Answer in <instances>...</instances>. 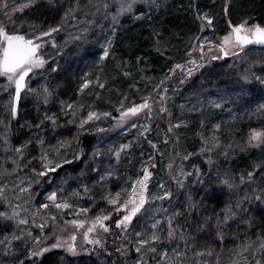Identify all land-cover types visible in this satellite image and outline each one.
<instances>
[{
  "label": "rangeland",
  "instance_id": "374dc122",
  "mask_svg": "<svg viewBox=\"0 0 264 264\" xmlns=\"http://www.w3.org/2000/svg\"><path fill=\"white\" fill-rule=\"evenodd\" d=\"M39 1L58 8L60 21L43 27L19 20ZM229 1L228 10L232 4L242 12L253 2ZM208 5L199 7L196 0H0V27L34 38L42 61L24 77L18 98L16 84L0 75V223L11 225L0 236V264H13L10 255L21 240L29 242L22 247L32 244V255L61 249L81 256L71 260L58 253L47 264H111L103 254L87 257L84 245L90 232L98 243L103 215L118 205L129 207V214L138 209L125 236L129 251L123 264H264V235L246 239L232 226L248 206L264 204V48L244 50L256 44L238 43L231 29L254 30L264 20L237 18L226 34L216 30L213 35L223 0H208ZM181 7H194L198 20L182 37L188 59H196L213 39L220 46L205 47V54L207 63H217L205 80L202 74L191 80L197 69L161 90L164 70H152L148 52H140L133 63L123 51L150 28L151 48L170 57L169 40L178 31L171 25L159 37L160 28L151 23L161 11L177 13ZM92 46L99 49L95 60L89 56ZM229 67L231 78L224 76ZM56 71L67 79L55 90L47 84ZM23 102L25 112L40 103L47 110L35 122L20 121L24 137L12 146V122ZM252 149L250 170H233L228 163ZM221 160L226 167L210 166ZM49 173L51 180L35 189ZM212 190L228 194L224 204H207ZM199 227L204 234L197 235ZM223 229L233 239L228 245ZM210 236L221 242L212 244Z\"/></svg>",
  "mask_w": 264,
  "mask_h": 264
},
{
  "label": "trees",
  "instance_id": "16d2710c",
  "mask_svg": "<svg viewBox=\"0 0 264 264\" xmlns=\"http://www.w3.org/2000/svg\"><path fill=\"white\" fill-rule=\"evenodd\" d=\"M182 2V1H181ZM230 1L229 0H223V9H222V15L219 21V25L216 27L214 26L212 34L214 35L216 30H219V33L226 34L229 30V24H234V21H236L237 18H247L248 22L252 23L254 19H257L258 21L264 20V0H253V2L247 7V10H239L231 4L228 5ZM196 5L202 8L210 7L208 5V0H196ZM172 10L162 11L159 14H163V19L160 21L158 20L159 14L155 15L153 18V22L151 23V28L155 29L156 27L160 28V35L159 37H162L163 35L167 34L170 31V26L173 25L178 32L177 35H174L172 38H170L169 43L172 44L171 51H170V57H166L165 54L159 53L154 51L151 47V41L150 34L153 31L150 28H145L143 33L146 36L140 35L135 41H129L126 49H124V54H129L131 61L133 63L135 62V58L139 55L140 52L149 54V61L151 64V68L154 72L157 71L158 68H161L164 70V75L162 76V79L159 81L160 89L162 90L165 86L180 82L185 78V75L187 72H192L193 70L200 69L199 73H197L195 76L191 77V80H194L198 78L197 76L199 74H202V79H207L208 76L212 74L213 68L215 67V64L217 61H213L212 64L207 63V57L205 54V47H209L213 51L217 50V48L220 46L216 41L213 39L212 42L209 45H202L200 48V52L197 54L196 59H188L187 57V48L188 44L182 39L184 37L185 33L187 32V27L189 26L190 29H195V26L198 24V20L196 18V10L191 7H181L177 13H171ZM161 14V16H162ZM61 11L58 10V8H55L49 4H47L44 1H39L35 6L30 8L29 10H26L22 13L19 20L23 23H31L38 26H49L54 25L58 21H60L61 18ZM186 27V28H185ZM191 29V30H192ZM191 31H189L190 33ZM125 40V39H124ZM123 40V41H124ZM251 47H257L255 45H250L244 50H247ZM223 48V47H222ZM259 48V47H257ZM128 49H130L128 51ZM98 48L92 46V51L89 52V56L92 60H95ZM243 50V51H244ZM108 59H106L107 61ZM228 60V59H226ZM180 61V64L177 68H173V63ZM212 61V60H211ZM224 62V61H223ZM264 62V61H263ZM264 65V63H263ZM231 67H229L228 70H225L224 76L231 78L230 75L235 76V74L232 73ZM66 76H63L61 72L56 71L52 75H50V79L48 82V86L51 87V89H55L56 85L62 81V84L66 83ZM187 80V78H186ZM233 83L234 81H229L227 83ZM236 88L239 87V85L236 83L232 84ZM70 83L66 85V87H69ZM61 86L59 87V89ZM235 88V90H236ZM56 90V89H55ZM54 90V91H55ZM240 89L236 90L239 92ZM160 92V90H159ZM158 94V92H157ZM27 106V102H23L18 104L17 107V116L12 122V133H13V139H12V146L16 144L18 139L24 137V127L20 125V121L26 120L30 122H35L36 119L38 120L39 117H42L44 111L47 110V105L44 103H40L38 105V108H36L34 111L29 110L26 111L23 109ZM38 117V118H37ZM22 126V127H21ZM84 142L82 139L81 142ZM256 151L254 149L248 151L247 153H240L238 157L231 160L230 163L233 170H250L252 159L255 156ZM80 160H78L79 162ZM155 160L151 159V162L153 163ZM222 165L223 167L227 166L226 163L221 160L219 163L215 162L213 165L211 163V167L213 166H219ZM235 171V172H236ZM51 180V174H46L41 178L39 183L35 186V189L40 190L42 186L46 185ZM226 193L220 191V190H212L207 193V204H217L223 203L224 200H226ZM241 205V203L239 204ZM237 217L234 218L232 221V226L234 228H239V231L242 233L241 237H245L246 239L254 238L259 234L264 235V204H255V206H248L243 213H239ZM126 215H129V207H123L120 208V206H116L111 208V212L109 211L107 214L103 215V229H100V235L98 239V243L94 241V233L90 232L88 233L87 240L85 241V249L87 250V257L92 256V254H103L107 256L108 260L111 262V264H123L124 263V257L126 250L129 247L125 245V236L129 233V231L132 229L134 223L136 222V217H134L130 222H126L124 225H121L120 227H117V224L119 221H121ZM107 217V219H105ZM44 223H47L46 220H44ZM191 227V226H190ZM11 228V225H3L0 223V236L4 235L6 233H9ZM105 228H107V231H105ZM233 228V230H234ZM197 235L204 234L203 231H201L200 227L196 228ZM237 229L234 231L236 232ZM232 232V231H231ZM199 233V234H198ZM223 242H225L226 245L230 244L232 242V236L230 234L226 235V231L223 229ZM226 235V236H225ZM239 236V235H238ZM212 244H218L221 242L220 239H213V236H210ZM209 238V239H210ZM29 244L26 240H21L18 243H16L15 247L17 248V251L14 253H11L13 257V264H31L34 262V264H47L49 260H52L56 254H60L62 256H65L66 258H70L71 260H76L78 255H70L69 253L64 252L61 249H52L49 251L43 252L41 255H32L30 254V245H26L22 247L21 243ZM81 258V256H78ZM150 264V263H149Z\"/></svg>",
  "mask_w": 264,
  "mask_h": 264
},
{
  "label": "snow or ice",
  "instance_id": "6c2138e0",
  "mask_svg": "<svg viewBox=\"0 0 264 264\" xmlns=\"http://www.w3.org/2000/svg\"><path fill=\"white\" fill-rule=\"evenodd\" d=\"M209 23H211V21H209ZM232 31L235 34V39L238 43L264 44V29L255 27L254 30H245L244 25H240L233 27ZM241 33H243V35ZM47 34L48 33H45V35ZM0 37H2V40H0V75H6L10 81L16 84L18 98L19 91L23 86L22 82L24 80V77L33 66H37L42 63V61L36 58V52L39 45L34 44L32 39H25L24 36L10 35L5 31L3 27H0ZM225 42H228L227 38ZM104 54L106 56L107 51H105ZM86 86L87 85H85V87ZM141 107L146 108L148 107V105L144 104ZM130 111L135 114L138 109L133 108ZM145 178H147V173L145 174ZM141 203H143V201H141ZM56 206L61 207V205ZM137 210L138 209L134 208L129 215H126L121 221L118 222L117 227H120L121 225H124L126 222L130 221L132 215H135ZM105 219H107V217H105ZM23 222L24 221H21V223ZM97 223H101L99 218L97 220ZM101 226H103L102 223ZM91 230L92 229H89V231ZM105 231H107V228H105ZM142 243L147 242L142 241ZM152 250L155 251V249Z\"/></svg>",
  "mask_w": 264,
  "mask_h": 264
},
{
  "label": "water",
  "instance_id": "95a60500",
  "mask_svg": "<svg viewBox=\"0 0 264 264\" xmlns=\"http://www.w3.org/2000/svg\"><path fill=\"white\" fill-rule=\"evenodd\" d=\"M236 26H237V25H236ZM236 26L232 25V26H231V29L233 30V27H236ZM259 28L264 29V26H260ZM14 35H21V36H24V35H22V34H14ZM233 36L235 37V34H234V33H233ZM24 37H25V39H32L33 42H34V44H38V43L35 41L34 38H28V37H26V36H24ZM255 44H256V46H258V47H263V48H264V44H261V43H255ZM38 51H39V47L37 48V52H36V54L38 53Z\"/></svg>",
  "mask_w": 264,
  "mask_h": 264
}]
</instances>
